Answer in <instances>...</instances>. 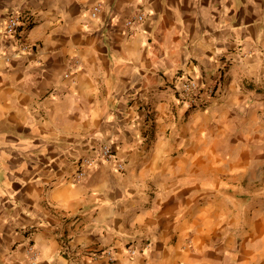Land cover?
<instances>
[{"label": "crops", "instance_id": "0c3cea01", "mask_svg": "<svg viewBox=\"0 0 264 264\" xmlns=\"http://www.w3.org/2000/svg\"><path fill=\"white\" fill-rule=\"evenodd\" d=\"M178 76L219 86L186 109ZM104 144L123 170L76 179ZM30 243L36 264H264V0H0V264Z\"/></svg>", "mask_w": 264, "mask_h": 264}, {"label": "built area", "instance_id": "2783aa9c", "mask_svg": "<svg viewBox=\"0 0 264 264\" xmlns=\"http://www.w3.org/2000/svg\"><path fill=\"white\" fill-rule=\"evenodd\" d=\"M102 10V3H96L91 5L89 9V17L95 19ZM143 20L142 12H135L128 16L124 20V30L130 34L133 31V27L140 24ZM25 21H28L27 24ZM31 19L28 14L19 9H10L4 23L2 37L4 40L11 42L17 51H27L29 46L26 42L25 31L26 28L31 24ZM26 24V25H24ZM219 86V80H211L208 82H199L191 77L178 76L173 82V88L176 92L178 101L186 109H201L206 106L208 99L216 93V89ZM99 161L114 163L116 169L122 171L124 164L121 160L116 157L113 148L104 144L101 145L94 155L90 157L79 158L76 161L77 164V175L76 179L83 177L86 171L90 169L95 163ZM29 252H31V264H36V250L33 243L28 245ZM126 252L133 256L138 252L133 246H127ZM93 258L107 255L109 259H112L111 254L107 249H100L98 251H92L89 253Z\"/></svg>", "mask_w": 264, "mask_h": 264}]
</instances>
